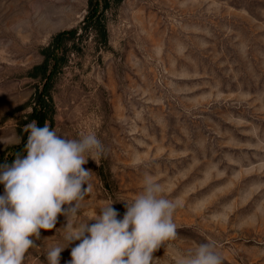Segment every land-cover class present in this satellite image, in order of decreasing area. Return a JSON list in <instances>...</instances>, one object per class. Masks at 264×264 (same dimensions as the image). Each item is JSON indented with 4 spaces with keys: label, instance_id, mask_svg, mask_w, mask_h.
Instances as JSON below:
<instances>
[{
    "label": "rangeland",
    "instance_id": "374dc122",
    "mask_svg": "<svg viewBox=\"0 0 264 264\" xmlns=\"http://www.w3.org/2000/svg\"><path fill=\"white\" fill-rule=\"evenodd\" d=\"M90 8L0 0V137L12 140L0 142V164L25 152V125L41 111L61 136L95 133L105 147L83 165L93 188L75 224L112 202L122 219L148 174L179 204L159 264L209 240L223 264H264V0H99L96 23ZM66 225L61 214L41 229L23 264H48Z\"/></svg>",
    "mask_w": 264,
    "mask_h": 264
},
{
    "label": "clouds",
    "instance_id": "9594fccd",
    "mask_svg": "<svg viewBox=\"0 0 264 264\" xmlns=\"http://www.w3.org/2000/svg\"><path fill=\"white\" fill-rule=\"evenodd\" d=\"M24 131L26 155L16 153L10 165L0 164V264H23L27 250L41 238L40 230H52L61 214L67 219L62 229L67 244L48 250V264H60L61 252L75 241L80 243L71 249L67 264H159L153 253L177 238L173 214L179 204L164 198L158 181L145 174L143 191L125 201L122 219L112 202L90 219L95 223L77 225L81 202L93 188L92 171L83 165L106 154L104 145L95 133L70 139L47 122L38 127L32 121ZM0 142L7 146L12 140L0 137ZM174 264H223V255L209 240L178 254Z\"/></svg>",
    "mask_w": 264,
    "mask_h": 264
},
{
    "label": "trees",
    "instance_id": "16d2710c",
    "mask_svg": "<svg viewBox=\"0 0 264 264\" xmlns=\"http://www.w3.org/2000/svg\"><path fill=\"white\" fill-rule=\"evenodd\" d=\"M98 4H99V0H89V5L91 6V8L85 15V19L87 18V21L89 23H91V22L96 23L98 19L100 20V18H99L100 14H99V12H97ZM76 32L77 31H76L75 28L68 29V30H62V31L58 32L57 35L55 36V42H59L58 40H61L64 37L74 36ZM55 48H61V46L59 44H55ZM61 50H63V49L61 48ZM51 55H52V58H54L52 67L55 68L56 64H57V62L55 61V58L57 59V53L55 54V51H51L49 56H51ZM60 59L62 60L61 56H60ZM45 61H46V59H45ZM45 64H46V62H44L42 64V66H41L42 77L46 79V81L43 84V87H46L47 81L49 80L50 76L52 75V73L54 71V70H51V69L47 70ZM34 117H36L37 126L38 127H43L44 119H45L44 114L41 111H38V112H36L34 114ZM26 141H27V136L23 137V142L20 144L19 148L24 147L25 144H26ZM17 152H18V150H17ZM21 154L25 155V152L24 153L21 152ZM3 189H4V185L1 184V193H2Z\"/></svg>",
    "mask_w": 264,
    "mask_h": 264
}]
</instances>
